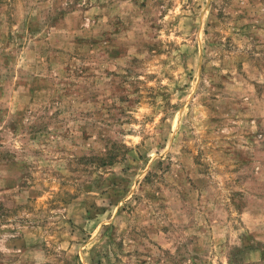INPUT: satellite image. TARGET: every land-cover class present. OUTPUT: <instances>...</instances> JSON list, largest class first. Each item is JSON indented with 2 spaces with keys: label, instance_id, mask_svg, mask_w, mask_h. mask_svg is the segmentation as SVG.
<instances>
[{
  "label": "rangeland",
  "instance_id": "rangeland-1",
  "mask_svg": "<svg viewBox=\"0 0 264 264\" xmlns=\"http://www.w3.org/2000/svg\"><path fill=\"white\" fill-rule=\"evenodd\" d=\"M0 264H264V0H0Z\"/></svg>",
  "mask_w": 264,
  "mask_h": 264
}]
</instances>
